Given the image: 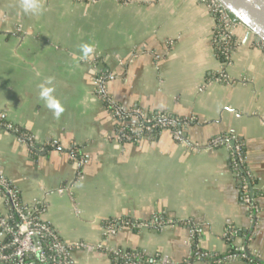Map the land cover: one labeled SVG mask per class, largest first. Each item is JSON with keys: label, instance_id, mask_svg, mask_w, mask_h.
<instances>
[{"label": "crops", "instance_id": "crops-1", "mask_svg": "<svg viewBox=\"0 0 264 264\" xmlns=\"http://www.w3.org/2000/svg\"><path fill=\"white\" fill-rule=\"evenodd\" d=\"M36 3L34 14L22 0H0V116L43 149L31 153L0 128V175L23 203L43 200L42 219L66 243L105 247L73 248L72 264H114L106 248L155 264H247L219 261L241 245L264 260V50L256 37L235 30L227 72L237 81L226 84L208 81L220 60L213 19L198 0ZM82 45L92 51L85 55ZM98 68L110 70L106 92L122 109L193 118L182 129L186 142L169 130L117 141L95 94ZM41 85L64 108L59 119L41 99ZM230 136L243 147L252 213L231 167ZM118 218L157 226L105 236ZM191 225L199 229L196 248ZM230 229L237 234L226 241Z\"/></svg>", "mask_w": 264, "mask_h": 264}, {"label": "built area", "instance_id": "built-area-1", "mask_svg": "<svg viewBox=\"0 0 264 264\" xmlns=\"http://www.w3.org/2000/svg\"><path fill=\"white\" fill-rule=\"evenodd\" d=\"M205 5L213 19L211 42L215 55L220 60V68L213 73L208 81L226 84L235 83L227 72V66L232 60V52L237 45L235 30L242 28L248 30L240 21L223 7L218 0H198ZM264 50V42H260ZM111 76L110 70L98 68L94 78L95 94L109 110L115 122V139L119 142H137L142 139H151L155 133L169 130L173 138L179 143H185L183 127L193 121V118H177L162 111L149 112L140 108L124 110L119 107L106 92V80ZM240 81V80H239ZM202 84L199 89H202ZM0 127L12 132L24 143L31 153L37 152L43 147L34 143L32 137L11 123H2L0 116ZM234 144L231 148V167L240 181L241 201L248 206L250 212L254 209L251 193L250 176L244 168L243 156L241 154V143L234 136H230ZM196 149V148H193ZM71 158H77L74 153ZM82 162V159H78ZM62 192L63 189H57ZM0 198L2 199L5 212L0 211V264H72L70 252L73 248L102 249V244L96 246L83 241L74 245L66 243L56 229L41 217L44 211L43 200H34L29 204L21 201L17 190L6 177L0 175ZM128 227H150L157 226L153 223H131L124 219H115L108 222L104 228V235L114 234L117 229ZM235 229L225 233L226 241L230 236L236 235ZM199 236V229L191 225V239L194 243ZM111 255L114 264L119 261H131L138 264H155L156 260L146 259L139 253L124 251L122 249L106 248ZM241 260L247 264H262L246 252L245 246H235L222 260ZM165 263V262H164Z\"/></svg>", "mask_w": 264, "mask_h": 264}, {"label": "water", "instance_id": "water-1", "mask_svg": "<svg viewBox=\"0 0 264 264\" xmlns=\"http://www.w3.org/2000/svg\"><path fill=\"white\" fill-rule=\"evenodd\" d=\"M232 17L243 23L248 34H252L259 42H264V0H218ZM229 143L233 145V141ZM251 185V193H252ZM246 247V246H245ZM246 252L255 260L264 264V260L250 253L246 247Z\"/></svg>", "mask_w": 264, "mask_h": 264}, {"label": "clouds", "instance_id": "clouds-1", "mask_svg": "<svg viewBox=\"0 0 264 264\" xmlns=\"http://www.w3.org/2000/svg\"><path fill=\"white\" fill-rule=\"evenodd\" d=\"M22 7L25 13L32 12L35 14L38 10L36 0H22ZM82 50L84 54L87 55L92 51V48L89 45H82ZM47 82L51 83V80L49 79ZM52 91V88H46L41 85L40 97L46 101L47 107L52 109L54 111V116L59 119L60 115L64 111V108L61 106L59 101L51 96Z\"/></svg>", "mask_w": 264, "mask_h": 264}, {"label": "trees", "instance_id": "trees-1", "mask_svg": "<svg viewBox=\"0 0 264 264\" xmlns=\"http://www.w3.org/2000/svg\"><path fill=\"white\" fill-rule=\"evenodd\" d=\"M1 119H2V123H9V122L5 121L3 117H1ZM0 128H1V127H0ZM156 134H157V133H155L154 136H155ZM152 138H153V137H152ZM152 138H151V139H152ZM233 144H234V142H233ZM241 154H242V156H243V147H241ZM243 172H244V165H243ZM195 244H196V241L193 243V247H194V248H196V246H194ZM119 262H121V261H119Z\"/></svg>", "mask_w": 264, "mask_h": 264}]
</instances>
